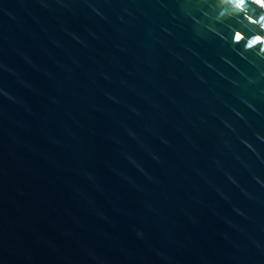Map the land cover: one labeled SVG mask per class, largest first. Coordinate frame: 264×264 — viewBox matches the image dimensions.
Here are the masks:
<instances>
[{
  "label": "water",
  "instance_id": "obj_1",
  "mask_svg": "<svg viewBox=\"0 0 264 264\" xmlns=\"http://www.w3.org/2000/svg\"><path fill=\"white\" fill-rule=\"evenodd\" d=\"M0 264H264V0H0Z\"/></svg>",
  "mask_w": 264,
  "mask_h": 264
}]
</instances>
